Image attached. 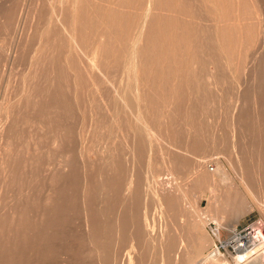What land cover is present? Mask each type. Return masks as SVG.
<instances>
[{
  "label": "bare ground",
  "instance_id": "6f19581e",
  "mask_svg": "<svg viewBox=\"0 0 264 264\" xmlns=\"http://www.w3.org/2000/svg\"><path fill=\"white\" fill-rule=\"evenodd\" d=\"M10 1L12 3V0H9L7 4H9ZM35 1H36V3H35L36 8L35 9H34V7L32 8V6H35V5H33V3L28 4L29 6L32 5V6H30L32 9H30L29 6L27 5V7L29 9H28V12H27V10H25V13L27 12V14H28L30 11L29 14L32 17L29 15V19H28V17H27V19L24 18V19H26L25 22H23L24 21L23 17H25V16L21 17L20 16L21 12L20 13L17 12V10L19 8L18 6L16 8L17 10L14 9V7H16V6H14V7L11 6L15 10L16 16H15V12L13 11V9L8 8L9 5L6 6L7 5L6 3H5V6L7 8L3 4L4 8H2L3 9L2 11H0V17L3 16L4 18H2V19L5 20V22H4L6 24L5 27L6 26L8 27V25H9L12 27V29L14 28L13 22L15 21V18L17 19L18 13H19V18L21 17L23 19V20H21L23 23H26L27 20H31V19L33 20V21H28V22H30L28 24L26 23L27 25L32 23L31 27L29 29H28L26 24H24L23 26L27 27V29H24L23 26H22L23 27L22 28L20 26L22 24H19L20 20L18 21L19 22L18 26H20L24 31H22L20 33L18 32L20 37L15 39L16 41L19 39L17 41V44H16L17 47L15 49L13 47L15 45L16 41L14 43H11V44H14L13 46H11V47H13V48H11V50L14 49V51H12V55L9 54V56H8V59L12 56L11 58L14 61V59L16 58L15 56L19 55V57H20V54L22 55V53H24V56H26V58L28 56L30 57V60H29L30 62L28 61L29 62V66H27L28 68H25V66L23 68V70L28 69L27 77L25 76L26 78H24L22 80V78L24 76L18 77V74H16L18 79L21 78V79H19L20 82L19 83L13 82L14 87L16 86L15 83L17 85H19L17 87H20V84H21L20 90H18V88H16L20 92V96H19V93H17L18 95L16 94V90H15V92H14V90H12L13 87L11 86L12 89L10 88L11 89L10 91L14 92L15 96L17 95L19 97L15 100V98L17 96L13 97L14 93L13 94L11 93L13 96L11 94H9V96L11 95V97H9V96L7 97V98H9L8 102H10V100L12 102H10V104H9L10 107L8 109H6V111H5L4 107L2 108V109H4V116L0 118V264H45V262L47 264L50 261L53 262V260L51 258L54 256L53 254H57L63 248V247L59 248L61 250L58 252H57V250H55V252H57V253H55L53 251L54 250L53 247L55 245L54 239L59 237L58 239L60 240L63 236L64 237L62 239H64L68 235L70 237H72L71 236L72 233L70 231L69 232L71 233V235L70 234L67 235L65 233L66 229L64 230L63 226L68 225L67 222L65 223V221L70 218V215L73 214L74 217L72 215V217L69 219L68 223L72 219H73L72 220V222H73L76 220V218L78 220V218L80 217V215H78V217H75L76 213L74 210L75 207H76V209L79 208L77 205L81 206V204H82V203H80V201H78L79 199H81V202L83 201V205H82L83 209L81 207V208H79V210L82 209L84 211L83 213L85 214V217L83 216V219L85 218L84 219L85 226L83 224L82 219H79V221H78L81 223L80 220H82V224H83L82 226H84V228H82V229H84L85 231H83L82 229L81 230L86 233L85 236L83 234V236L86 238V240L85 239H83V240H85L84 242L88 241L87 242L88 245L86 246V248L88 247L90 249L88 251L89 252L92 251V253L95 254V256H98V257L94 256L95 258L93 260H95L96 258L97 259L99 258V260H100L101 257H104L105 255L108 254L107 253L108 251L111 252L112 249H115V252H116V249L119 248V244L117 241H119L120 237L123 236V234H125V232L127 231L126 225H125V227H126L125 229L123 227L124 222L125 221L126 222L129 221L130 223H131V221L135 222V221H133L134 219H132L133 213H135L134 211H136L138 209L137 203L138 202L141 203L142 200H140V199L142 197H143L142 199H144V201L150 200L152 198L151 200L156 204V206L159 207V209H157V210H159L160 216L163 218L160 220H164V218H170V216L172 215L171 216L172 218H174V217L176 218V220L174 219V222L175 221L177 222V220H178L179 222L186 224L185 226H182V224L174 225L172 228L174 235L170 236L168 234L170 232L167 230V228L162 227V224H161L162 229H159V230L156 229L158 225L156 226L155 221H154V217L152 218L153 220L149 222L148 220H150L151 218L148 219V217L146 216V218L144 220L146 221V225L150 226L149 227L150 229L148 228L149 232H147V233L151 234L150 238L148 237V239L149 240L152 239V241L156 242L157 251H158V254L160 257V258L158 257L159 261L156 260V262L158 261L159 263L157 262L156 264H224L222 261V258H221L222 255H221L220 251L215 250L214 252L210 251L208 253H205V249H206L205 247H207V245L205 244L206 239H204L202 237V235H201L202 233H199L200 231H202V229H201L202 227H200L202 224L200 226L198 224V222H199L198 219L201 218L202 215L200 217L201 213H199V209H200L199 206H196L195 209L193 208L194 209L193 211H190L191 209L190 210L188 209V207H190L192 204L190 206L186 207V203L189 201L188 200V194H187L188 189L191 187L193 189V186H195V187L197 186L199 189V191H198L199 195L201 194L200 195L201 197L203 195V190L209 191L211 194L210 198H212L211 201L213 200L214 203L222 202L223 197H226V196H228V197L232 196V198L234 196H239L240 194L243 193V191H245L249 194H252L258 200L262 199L264 201V163L262 162V160H264V155L261 154V156H263V158L258 156L256 161H254L252 159L250 161H248L249 158L247 159L246 156H244V154H243V156L245 157V159L243 156H241L242 154H239L237 156V154L240 153L239 152L241 150L240 147L236 146L238 149L240 148L239 151H237L238 153L234 152L236 155V158L235 157L233 158V156H235L233 152H231V154L233 153L232 156H231V154L228 156L227 154H229L230 152L228 150V153H227V150H226V152H224V154L226 153L224 156H228V164H227L228 167H227V165H225L221 162L219 163L220 158H218V160L215 159V161L217 162V165L219 166V169H221L222 173L228 174V172L230 171L228 168H230L234 171V174L236 177H234V176H232V178L230 177L231 178V181H230L231 184L228 185L227 188H225V187L220 188L219 186H214L213 184H208L206 179L209 177L207 175L209 155H204L205 153L204 154H198L197 153V149L201 146L202 140L204 141V139L201 140L200 138H197L198 136H195V138H193V136L197 134V130H196V132H194L192 129L185 128V130L181 131L180 130L181 129L180 124H183V123H180V122H182V120L179 121L180 119L178 120V123H180L178 126H177L178 123L176 124V122H175L176 126L178 128H180L179 129L180 131H177L176 127L174 130L172 128L174 123H172L173 121L168 117V116H172L171 114L173 112L171 113L172 110L170 111L169 108H168V113H171V114H168L167 110H166V114H168V115H166V117L164 118V112L161 111L162 109L160 108V106H162L163 103L161 104L159 97H162L164 100L165 99L169 100V98L167 96H166L167 98L164 97L168 93L164 94V92L167 91V88L169 89L172 85L174 86L175 83L171 84L173 82H170V85H169L168 80L170 78H174L176 76L182 77V75H184V70L182 69L183 72L180 71V69L182 68L181 65L178 63L180 65V68L177 65L178 61L176 62V60H178V57L175 55V53L172 52V54H170L171 51H169V50H168L169 53H167V51L163 52L162 49H163L164 45H162V49L160 46L161 42H160V45H158L160 38H162L163 36L165 37V34L167 35L169 32H167V30H168L167 29L165 31L164 35L160 36V30H162V28H160L161 27L160 26V24H161L160 19L161 18H158V16H160V15H157L156 11L158 10V12H159L158 14H160L159 10H161V8H167L166 7L167 5L163 6L161 3V0H35ZM193 1L195 3V0H193ZM199 1L202 4L203 0H199ZM18 2H20V0ZM40 2L41 3L45 2L48 5L45 8L46 14H45V12H44V14L46 16L43 19L41 18L43 16L39 12H37V6L40 5ZM253 2H254V4H252V6L255 8L254 12L251 10L249 5H245L242 9V12L238 11V15L235 16L234 21H232V22L234 24H236L238 26L239 30L241 31V34H240L241 35L240 36V38H241L240 39V51H239V55H238L240 58H238V63L240 62L241 68L243 70H245L247 67L250 68L251 78H252L251 80L253 82L250 84H252L254 91H256L257 88H258V90L260 89L261 81L264 80V53L259 55L260 53L258 54V49H254L255 51H253V52H251V50L249 52V49L253 48L254 46H255L254 48H256L257 45H261V47H263V49H264V4L262 3L261 0H253ZM25 5L26 4L21 5L22 8ZM1 7H0V9H1ZM21 9H20V11H21ZM23 9H25V7ZM33 9H34V11L32 12ZM25 13H23V14L21 13V14L24 15ZM182 14H186L187 16H191L194 18L198 17L194 13L189 14V13L182 12ZM246 15H248L251 18V20H246ZM26 16H28V15H26ZM189 19L194 21L193 18H189ZM168 23H169V21H168ZM16 24H17V21H16ZM1 25L4 26L3 24H0V29L2 27ZM5 27L4 28L2 27L3 31H4ZM11 27L9 29L10 33H11V31H10ZM16 28H17V25H16ZM16 28H14L15 30H13L15 34L17 32ZM248 28H250V29L254 28L253 29L255 31V38L253 40L254 46L251 44H248V41H249L250 36H251ZM158 29H159V33H158ZM17 30H19V28H17ZM214 30H215V32H211V33H209V32L205 33L203 31L205 34L203 33V35H202L203 37L206 35L204 37V39L205 38L207 39V37H208L209 38L208 41H210V40L212 41L213 45L212 46L210 45V47H212L211 48L212 50L218 49L217 48L218 44H217L216 40L218 39L219 41H221L220 40L221 35L218 36V30L217 29H214ZM4 33H6V31ZM145 38H148L151 42L150 49H147L148 47H146V45H147L146 43H145L146 45L144 44ZM170 39H173V38H170ZM170 39H168L169 42H170ZM12 40H11V42H12ZM8 42H10V41H8ZM165 42H166V40H165ZM166 43H168V42H166ZM203 43L207 44L210 42H207L205 40V41H203ZM203 43H202V45H203ZM3 44H4V42L1 43V45L4 49L6 47V45L3 46ZM220 44H221L220 46H222L221 42H220ZM1 45H0V48H1ZM202 45H200V46L203 47L204 45L203 46ZM158 46H160V47H158ZM206 46L207 47H203V48L204 49L207 48V49H205V50L200 49V50H202L200 52H203V54L206 50L207 51L209 50L208 49L209 45L207 44ZM220 46H219V48H220ZM164 48H167V47L164 46ZM193 48H194V46H193ZM3 49H0V52ZM8 49H10V47H8L6 50L7 54L9 51ZM27 50L29 52L28 56H27L28 52H27V54L25 53ZM178 51H179V49H178ZM190 51H189V53H190ZM207 51L205 53H207ZM217 51L220 52L221 50L218 49V50H216V52ZM148 52H151V53H148ZM259 52H261V51H259ZM262 52H263V50H262ZM4 53H5V51H4ZM4 53H2V54H4ZM243 53L245 54V56L247 58V63H246V61L241 59V56ZM212 54L215 55V53H213V52H212ZM162 55H164V56H162ZM19 57H18V59L22 58L21 61L25 60L23 58V55L21 56V58H19ZM29 57H28V59H29ZM190 57H188V58H190ZM215 57L217 58V56H215ZM215 57H212V58H215ZM4 59H6L5 56H4ZM193 59H194L193 61H197L198 64L200 63L198 61V60H200L199 58H198V60L196 58H193ZM208 59H209V55H208ZM217 59H220V58H217ZM217 59H214V60H216V62L218 61L217 63L220 64L219 60H217ZM0 60H1L0 62L3 61L2 59H0ZM25 61H27V59ZM204 61L206 62V59ZM204 61L202 59L201 63H203ZM208 61H210V60H208ZM211 61H213V60H211ZM6 62H7V59H6ZM6 62L4 61L3 63H6ZM14 63H16V60ZM180 63H182V62H180ZM206 63H209V62H206ZM26 64H27V62H26ZM188 64L190 65L189 61H188ZM192 64H194V62ZM223 64L225 65V67ZM240 64H238V67L240 66ZM194 65H192V66H194ZM218 65H216V66L219 67L220 65L219 66ZM222 65H223L222 67L224 69L229 68V70H230V65L225 60L223 61ZM184 66H183V68H184ZM5 67L7 68V64ZM9 67L10 66H8V68ZM207 67H208V64H207ZM189 68H191V67H189ZM192 68L195 69V67H192ZM192 68L190 71L193 72L194 70H192ZM198 68H200V67H198ZM213 68L218 69L216 67H213ZM241 68H240V70H242ZM9 69H8V72L14 73L15 67L13 69L14 71H12V70L9 71ZM5 70H7V69H5ZM19 70L20 69H18V71ZM176 70H179V71L177 72ZM233 70L231 69V71H233ZM3 71L4 70L2 68L1 74L3 73ZM199 71H201V70L199 69L198 72ZM24 72H22V74ZM179 72H182L183 74L179 73ZM205 72H206V69H205ZM5 73H7V71ZM5 73L3 75H5ZM16 73H18V72H16ZM19 73H20V71H19ZM194 73H195V71L192 73V78H194L193 77ZM200 73L203 75L204 72L203 73L200 72ZM214 73L217 74V72H214ZM241 73H244V71L243 72L241 71ZM245 73H247V72H245ZM12 74H9V80L11 78L10 75H12ZM188 74H190V73H187L185 75H188ZM197 74L198 75H195V77L198 76L200 78L199 80L202 81L201 80V78H202L201 74L200 75H199V73H197ZM206 74H207L206 78H210V76L212 75V72L205 73L204 77L206 76ZM240 74H238V75L240 76ZM247 75H248V73H247ZM83 76L88 77L89 78L88 80L92 79L90 81L92 83V85L94 86V87L92 86V88H94V89L96 88L95 91L92 88H90L93 90L92 91L93 96H94L93 92H95V93L97 92V89H99L100 83L102 84V82L105 83L106 86H108L107 88H110V91H108L109 89L105 90L104 93H106V91H108L109 94L106 95L108 93L107 92L105 95H100L101 100L97 99V98H99V95H98V97H96V100H100V103H103L101 105H103L102 108L105 110H102V111L103 112L106 111L104 113L107 114V117H108V118L106 117L107 118V123H106V121H105L106 115L105 114L102 113L105 116H101V117H99V119L97 116L99 113L102 112V111H100L101 107L99 108L97 105V107L99 109L97 110V107L95 108L99 112L98 114L95 111H93V112L91 111L93 108L90 110H87V109H89V106L86 107V104L88 105V102H86V100H83V99L86 98V95L88 96V93H86L85 97H84L83 96L84 93L82 92V90H80L81 94L83 93L82 96L84 97L82 99L84 102L82 101L81 105L86 107V110H87L86 114L88 112L90 113V111L92 112V114H91L92 116L89 115V118H88V116L85 114V112L83 110V109H85V107L82 108V112L87 117V118L85 117L87 122L89 119V121H91V123H89L90 124L89 128H84L86 126H84L82 123L86 122V120L83 118L84 117L83 116L84 114H83L82 118L84 121L81 123V125H82V127L83 126L84 127H83V130L80 128L82 131H81V134L79 137L80 141H81V143H79V144H81V148L79 149L78 148L79 146L74 147L76 149L78 148L79 150H81L80 154L78 153V155H79V157H81V159L80 158L79 159H80V161L82 160L81 164H84V166H83L84 169L86 168V171H87V167H88L89 168L88 170H90L88 172H86L84 170L86 172L85 182H87V184L90 186L89 187L90 189L88 187H86V186H88L86 183H84V184H86V186L84 187L82 185V183H83L82 180L79 179V183L81 182L80 185H82V188L84 187V190H83V193L81 196L82 198H81L80 195H76L77 193L81 192V190H80L81 188L79 189V187H78L80 192H77L76 194L74 193V192L78 191L76 185L79 186V183H78V181L74 180V178L77 177V173H78L77 169L79 168V167L77 168V165H80V164L78 163L79 162L78 161L79 159L77 157L78 155L74 154L76 151L73 149V145H72L73 132L75 129H77V126L75 127L76 124H74V130H73V128H72L73 125H72L71 120H72L73 116L75 117L74 114L77 113V111H76V113H74V110H75L74 108L77 106V103L80 102V101L77 102L79 100V98L77 99V97L80 95L78 93V92H80L78 89L80 87V84H81L80 82H83V83L86 82V81H84V80H86V78H84ZM190 76H191V74L187 77H190ZM239 76L237 77L238 79H240ZM6 77H8V76H6ZM6 77H4V78H6ZM12 77H14V76H12ZM17 77L15 80H17V82H18ZM183 77H186V76H183ZM81 78L83 79L82 81H80ZM206 78H205V80H208ZM213 79H214V74L212 77V81H213ZM216 79L219 80L218 78H216ZM216 79H214V81ZM13 80L14 79H12V81ZM175 80H176V78H175ZM246 80H244V82H243L244 84H246V82H245ZM258 80H259V82H258ZM21 81H22V83H21ZM56 82H57V84H56ZM205 82H208V84H210L209 83L210 81H205ZM216 82L218 84V81H216ZM8 83H9V85L12 84V82H10V81L8 82V80H7L6 84L8 85ZM82 85L84 86L85 84H82ZM88 85L89 84L87 82L85 85V88L82 87L81 89H83V91H85V92L86 91L88 92V90H86V87L89 88V86H90V85L89 86ZM185 85H187V84H185ZM212 85H213V83H212ZM145 86H146V88H149V89L150 88L154 89L156 86H160V87L164 86V88L166 87V90H164L163 94H161V93L158 94V92L157 93L153 92V94H151V93L149 94L148 91L145 90L146 89ZM177 86H181V84L178 83ZM187 86H186V88H187ZM101 87H103V85ZM160 87H158V88H160ZM158 88L157 89L155 88L154 90H158ZM164 88H160L161 90H158V91L161 92V91H163L162 89H164ZM238 88H240V87H238ZM90 89H89V92L91 93ZM102 89L103 88H101V90ZM251 89H252V87H251ZM5 90H6V88H5ZM7 90L4 93L3 92L4 89H3V91L1 93L7 94L9 91V90L8 91ZM174 90H176V89H174ZM10 91H9V93H10ZM176 91H177V93H181V92H178V90H176ZM67 92H70V93L67 94ZM174 92L172 94H174ZM98 93H99V90H98L97 94ZM101 93L104 94L102 91H101ZM92 94H90L89 97H87V98H90V96ZM172 94H171V96L174 97ZM196 94H198V93H196ZM259 94H260V92H259ZM0 95H2V98L4 97L3 94H0ZM69 95H73V96H69ZM190 95L193 96L192 93L189 94L188 96H190ZM82 96H79V97H82ZM95 96H96V94H95ZM178 96H180V94ZM204 96H205V94H204ZM238 96L240 97V95H238ZM12 97L14 98V100ZM176 97L177 96L174 97L175 100L174 99H172V100L170 99V100H171V102H173V104L175 105V107L178 110H180L182 106L186 107V106H189L190 103L193 104L192 103L193 101L191 102L190 99L185 100L187 97H185L184 100H182V98L180 99L179 97H177L178 98V100H177ZM253 97H254V95H253ZM5 98H6V95H5ZM7 98L5 99V102L7 101ZM94 98L95 97H92L90 99H94ZM193 98H194V96H193ZM195 99H197V98H195ZM240 99H242V97ZM255 99H257V98L254 97V100ZM2 100H4V98ZM80 100H81V98H80ZM87 100L89 101V99H87ZM166 100H165V103H169V101L166 102ZM191 100H193V99H191ZM101 101H103V102H101ZM5 102L2 103V105H4V104L6 105L7 102L6 103ZM90 102H92V103H89L91 105L90 106V108H91L93 103H94V100H90ZM96 102H98V103H96ZM96 102L94 103L95 106H96V104H99V101H96ZM195 102H194V104H195ZM21 103H25L24 106L26 108L20 107ZM74 104H75V106H74ZM79 104H78V106H79ZM253 104H255V102H253ZM256 104H257L256 107H258V105L261 106V104H259L258 102ZM242 105H243V103H242ZM262 105H263V103H262ZM78 106L76 107L77 108L76 110H78V112L81 113L80 107L78 109ZM191 106H193V105H191ZM194 106H196V104ZM164 107H165V105H164ZM5 108H7V107L5 106ZM194 108L192 110H194ZM202 108H203V106H202ZM202 108H201V112L203 110ZM2 109L0 111H2ZM177 109H175V110H177ZM186 109L187 110H185V108H184L183 110L185 112L187 111V113H188V119H186L187 121L189 119L191 120L192 118L196 117L197 114L194 113V112H196V109L192 113V115L190 113L192 111L189 110L190 108L187 107ZM183 110H182V113H185ZM228 110L231 111L230 109H228ZM197 111H199V110H197ZM229 111H228V113H229ZM124 112H128L129 116L124 114ZM225 112H227V109ZM1 113H3V112H1ZM202 113H204V110ZM180 114L179 113H178V115L175 114V116L176 117L178 116L180 118ZM194 114H196L195 117L193 116ZM34 115L36 117L34 120L32 119L34 121L33 122L29 118L31 116H34ZM124 115L128 116V118L124 119ZM24 116L30 120V123H32L31 125L29 124L31 126L30 132H26L27 129L26 130L24 129L26 127L19 130V126H18L19 119L20 118L22 119ZM203 116H207V115H205V113H204ZM103 117H104V120H102ZM183 118H184V115H183ZM196 118L193 119V121L196 120ZM223 118H225V117H223ZM126 119H127V122H128V119H130L129 124H128L129 126L126 124L127 122H125V124L128 126V127L126 126L127 128L125 126H123V123H122ZM174 119L175 118L173 117V120ZM217 119H216V121L218 122ZM233 119H235V118H233ZM24 120L22 119V123L20 121L21 127H23V125L25 123L27 124V122H28V121H24ZM68 120L71 122L72 126L68 123L69 122ZM73 120H75V119L73 118ZM190 120L188 121L189 123H191ZM23 121L25 123H23ZM103 121L105 124L102 123ZM183 121H185V120H183ZM193 121H192V123H193ZM240 121H239V123H240ZM198 122H200V121H198ZM219 122H220V120H219ZM78 124L79 123L77 122V125ZM111 124L112 125H116V124L120 125L121 124V126L118 125V127H122L121 131H120V128H118V129H119V132H121L120 134L122 136V140L120 142H118L119 144L117 143L118 145L116 144L114 147H113V144L112 145L110 144L109 146L110 147L112 146V148H110V149H107L109 147L108 145H106L107 143L105 144L106 146H108L107 148L105 146H103L106 148V149L104 148L102 151V154H104L105 156H102V158H100V160L97 158H95L97 160L93 159V161L95 160L96 163L100 162L99 165L97 163V165H98L97 166L96 163L93 164L92 163L93 161L90 159V157L93 154L97 153V152L96 153L93 152L95 149L93 150L94 147L92 148V141H90V138H91V135L93 136L92 132L98 131L96 127L101 125V127L103 126V128L106 130L107 127L112 128ZM171 124H172V127H171ZM194 124H192V125L194 126L195 129H197L195 127L197 125H194ZM198 124H200V123H198ZM204 124H205V122H204ZM217 124H219V123H217ZM220 124H221V122H220ZM245 124H246V122H245ZM29 125L27 124L28 127H29ZM192 125H191V127H192ZM201 125H202V123H201ZM182 126H184V125H182ZM245 126H247V125H245ZM198 127H201V126L198 125ZM202 127H204V126H202ZM92 128L95 129V131H91ZM115 128H116V132H117L118 131L117 127H115ZM217 128H220V127H217ZM104 129H103V131H104ZM216 129H214V130H216ZM18 130L19 131L24 130L25 134L30 133V135L28 134L29 135V139L27 140L28 143L26 142V139H25L24 143L22 141L23 145L26 143L28 144V145L27 144L25 145V146H27V148L25 149L26 152L24 150H23L24 151L23 152L22 150L17 149V147L14 146L15 140L16 141L18 140V138H17ZM28 130H30V128ZM77 130H79V128ZM112 130H114V129L112 128ZM198 130L201 131L203 129L199 128ZM213 132H216V131H213ZM107 133L110 134L108 131H107ZM111 133H112V131H111ZM200 133L203 134V132H199L198 134H200ZM218 133L219 132H217V134ZM235 133H236V131H235ZM20 134H21V136L23 135L22 133H20ZM88 134H90V138H89ZM96 134H97V136L99 135L98 132ZM202 134H200V135H202ZM223 134H224V132H223ZM249 134H247V135H249ZM28 135L26 136V138H28ZM101 135L103 136V134H101ZM215 135H216V133H214V136ZM113 136H115V135H113ZM113 136L110 138L108 136L107 137L115 143L117 139H116V136L115 137H113ZM214 136L212 137V139L216 138V136L215 137ZM233 136H234V134H233ZM74 137H76V134L74 135ZM104 137H101V139ZM218 137H219V135H217V139L219 140ZM222 137L223 136H221V138ZM79 138H77L76 140L79 141ZM112 138H114V139L112 140ZM22 139H23V137H22ZM98 139H100V137ZM212 139L210 141H212ZM217 139L215 141H217ZM222 139H224V138H222ZM250 140H252V138ZM102 141H103V143L106 142L105 140H102ZM221 141L223 142V140H221ZM226 141L227 140H225L224 143ZM18 142L21 143V141H18ZM212 142H210V143L212 146H214V144H215V149L219 148L218 145H216V142L214 144ZM222 142H220V144H222ZM258 142H259L258 144H260V141H258ZM74 143H76V142H74ZM224 143H223V145H220L219 143L218 144L220 146H225ZM263 143H264V141H263ZM79 144H77V145H79ZM120 144L122 146H119ZM23 145H21V146H23ZM47 145L50 146V148H48ZM260 145L264 146V144H260ZM46 147L48 149L53 150L54 152L51 150L47 151ZM241 147H243V146H241ZM145 148H146V150L148 149L147 151H149V152L154 151V149H156L157 151H159L161 153V155H160L161 156V169L163 170L164 173H166L168 175L173 174L174 173L173 171L175 169H177L178 167L181 169H184L185 167H187L186 166V164H187L186 160L189 157L194 159L195 162L193 163L192 167L188 170V172L185 171L186 177L184 176L185 177L184 182L178 181L172 187L171 186L168 187L169 186V184H168V186L166 185L168 188L164 186V183H162L163 179L160 180L161 178H158V176L160 175L158 173V171H153L151 176L146 177L147 180L145 179L144 176H142L144 174H142L141 176L144 177L143 179H145V181L147 182L146 183L147 188L142 189L143 187L142 188H140V187L142 186L143 181L141 180L142 183L139 182V180L142 178H140L141 177L139 175L140 173H138V175L140 176L139 177L140 179L138 177H137L138 180H137V178L135 179V173H136L135 171H137L139 169V168L136 169V167L138 165V161L140 159L139 154L142 153L145 150ZM246 148L248 151L249 148L248 147H246ZM246 148H245V150H246ZM261 148H263V147H261ZM44 149L48 152V154L46 152V154L48 156L50 155L49 152L50 153L53 152V153H51L50 156H51V158H54V159L56 158L55 159L56 161H51L49 159L50 157H48V159H46L47 161H45L42 158V157H44V156H42V153H44V151H45ZM212 149H213V147H212ZM218 150H220V149H218ZM233 150H234V148H233ZM247 151H245V152L249 153V151L248 152ZM77 152H78V150H77ZM250 152H251V154L253 153L252 151H250ZM151 153H150V155H151ZM219 153H221V152H219ZM246 153H245V155H247ZM259 153H258V155H260ZM46 154L44 153V155L47 157ZM96 155H98V153ZM251 156L253 157V154ZM142 157H144V155ZM147 157H148V155H147ZM87 158L89 161L86 160ZM190 158L188 159V162H189ZM130 160H131V166L129 164ZM85 161L91 162L92 163L91 166L89 165L90 166L89 167L88 164L85 163ZM142 161H141V164H142ZM151 161H152V159L149 162H151ZM153 161H154V159H153ZM225 163H226V161H225ZM85 164H87V167H85L86 166ZM127 164H129L128 167H131V168H128ZM141 164L139 163V165H141ZM143 165H146V164L143 163L141 165L142 168L146 167V166L143 167ZM149 165H150V163H149ZM152 166L153 165H151V167ZM176 166H177V168H175ZM42 167H44V169L41 171ZM94 167H96V168L94 169ZM142 168L140 167V169H142ZM79 169L82 170L81 168H79ZM127 169L128 170L130 169L129 170L130 173H128V175H127ZM91 170L94 172L91 173ZM107 170L109 172H107ZM142 170H144V169H142ZM208 170L210 171V168ZM39 172L44 173V175H43L44 180L41 179L42 181L40 180L42 174H39ZM106 172H107V174H105ZM147 172H148V170H147ZM175 172H177V171L175 170ZM82 174H83V172H82ZM136 175H137V173H136ZM38 176L40 177L39 179H38ZM80 176H82V175H80ZM78 178H81V177H77V180H78ZM85 178L83 177V180ZM38 180H40L41 182ZM67 180H69V181H67ZM70 180L72 181L71 185H72V183L74 184L75 181L77 182V184H74V187L76 188L75 190L72 189L71 187H67L70 185ZM137 181H138V183H137ZM38 182H40V183H38ZM62 182H68L69 185L65 183L66 186H64V184ZM36 183H38V184L35 186ZM14 184L17 185L16 191L13 190L15 192L11 191L12 186H14ZM138 184L141 186L140 187L137 186ZM34 186L37 187L36 189H38V191L42 193V196L40 195L41 193H39V192L36 193V196H40V197H37V198H39V202L37 199L38 203H35L36 199L32 196V191H35V192L37 191V190H34L35 189ZM204 186H206L208 188L205 189ZM66 187L68 189L63 190ZM195 187L193 190L197 191V188L195 189ZM73 190H74V192H73ZM12 193H14V194H12ZM17 193L19 195H17ZM37 194H39V195H37ZM249 194L246 196H249ZM196 195H197V192H196ZM76 196H79L80 198L78 199V197L76 198ZM10 198H12V199H10ZM229 199H230V197H229ZM100 200H101V203H103V204H101V203L97 204V202H96L97 205H95V204H94V206L92 204L90 205L91 202L93 203V201H100ZM211 201H210V203H211ZM105 203L107 204L106 207L104 206V205H106ZM144 204H147V203H144ZM187 204H189V203H187ZM260 204L261 203L259 202V205ZM99 205H101V207H99ZM152 205L153 206H151V208L149 207L151 210L148 208L150 213H146V215L151 214L153 212L152 207L154 209V204H152ZM209 205H211V204H209ZM147 206H149V205H147ZM218 206H220V205L218 204ZM145 209H146V212H148L147 207H145ZM82 210L80 212H82ZM72 211L74 213H71ZM137 213L139 214L140 211L136 212L135 213L136 216H134L133 218H136V217L139 218L140 216H142V215H139V217H138ZM198 216H199V218H198ZM157 218H160V217H157ZM156 221L159 222L158 219H156ZM169 221L167 220V222H169ZM72 222H70V223L73 224ZM174 222L172 224H174ZM80 223L76 222L74 224H75V226H77L76 224L80 225ZM64 224H66V225H64ZM131 224H133V223H131ZM137 224L139 225L141 223H136V227H138V228L140 226L142 227V225L137 226ZM165 224H166V222L163 225H165ZM69 226H71V225H69ZM168 226H169V224H168ZM132 228L133 227H131V230H132ZM138 228H136V229L138 230ZM137 230L134 229L133 231L135 232ZM71 231L74 232L73 230H71ZM78 231L80 232V234L82 233L80 230H78ZM66 232H68V231L66 230ZM129 233H128V235H129ZM73 234L76 235L77 232L75 231ZM80 234H78V235H80ZM126 234H127V232H126ZM135 234H140V233L135 232ZM145 234H146V232H145ZM65 235H67V236H65ZM78 235L74 236V237H76V239H73L74 238L73 237L72 238L73 240L68 236L70 238L69 240L70 241L72 240L73 244H74V242L76 244V241H74V240H77L78 237L79 238L81 237V235L80 236H78ZM133 235L134 234L132 233V236ZM84 237H82V238H84ZM116 237H117V239H115V241H114V238H116ZM123 237L121 238L122 240H123ZM125 237H129V236L126 235ZM130 237H131V234H130ZM132 238L134 239V236ZM135 238H136V235H135ZM62 239H61V241L63 242ZM136 239H134L135 241H133V242H136ZM69 240H68V242H69ZM125 240H126V238H124L123 242L122 241L121 242L123 244H125L127 241V240L126 241ZM145 240H147V239H145ZM61 241H59V242H61ZM64 241H65V239H64ZM80 241H81V244L79 243ZM80 241H77V244L79 243L81 246L79 244L78 245L82 249H83V247L85 248L84 242L82 240H80ZM124 241H125V243H124ZM129 241H130V239H129ZM65 242L67 243V238H66ZM65 242H63L62 244H64ZM147 242L145 241V243H147ZM66 243L64 245V248L66 247ZM70 243H72V242H70ZM82 243L84 246L82 245ZM143 243H144V241H143ZM263 243H264L263 238H257L252 233L243 234V235L234 234L228 240H226V244H229L233 247V250L236 253L235 261L238 264H259L260 263L258 260L259 255L256 254L257 256H255V257L252 255L255 252H257L264 245ZM69 244H67V245H69ZM149 244H146V246ZM46 245L47 246L51 245L52 248L50 246V247H48V249L51 248L52 251L50 249L44 250L43 248H47ZM74 245L72 246L73 249H74V247H75V249H77L76 245L75 246ZM78 245H77V247H78ZM153 246H155V245H153ZM68 247H67L68 249H64L67 253L69 251H71V250H69L71 248V245H69ZM80 247H78L79 251L81 250ZM126 247L128 248V245ZM151 247L152 246H150L148 248H151ZM55 248L57 249V247H55ZM73 249L71 252H69L70 255L66 256V254H64L67 257L64 259H67V261H68V263H66V264H69V263L72 264L71 261H73V260L71 257H72V255L75 256L74 252L77 253V251L73 250ZM153 249H155V247ZM64 250H63V252L62 251L61 252L64 253L65 252ZM83 250H81V251L83 252V254L85 253L84 256L89 255V254L86 255V252H88V251L85 250V252H84ZM150 250H147L148 253ZM72 252H73V254H72ZM51 253L53 256L50 257L51 258L50 261H47V259H50L49 256ZM62 253H60V254H62ZM117 253H119V252H117ZM78 254H79V252H78ZM130 254L132 255L131 252H129V254L127 255L128 256V264H131L130 263V260H131ZM259 254H261V253H259ZM80 255H82V254H80ZM230 255H231V253H230ZM74 256H73V259L75 260V258L79 255H77L75 258H74ZM84 256H83V258H84ZM81 257H79V259ZM54 258H56V257L54 256ZM92 258H93V256L90 258L88 256V259H91V261H89L86 257L88 262L96 264L95 262L97 259L95 261H92ZM104 258H105L104 261L108 259V258H106V256ZM148 258H149V256H148ZM260 258L261 257H259V259ZM76 259L79 260L78 258H76ZM101 259L103 260V258H101ZM118 259H119V257H118ZM153 259H154V257H152V261H153ZM263 259H262V263H263ZM80 260H81L80 263L81 262L86 263V261H84L85 259H80ZM142 260H143V258H142ZM145 260H147V259H145ZM55 261H58V262H55V263L53 262V264L59 263V258H58V260H55ZM108 261H105V263L103 262V264H106V263L108 264ZM224 261H225V259H224ZM97 262H98V260H97ZM110 262H111V264H113L112 261H110ZM146 262H147V264H149L148 262H150V261H146ZM61 263L62 262L60 259V264ZM73 264H77V263L73 262ZM97 264H99V263H97ZM114 264H116V263H114Z\"/></svg>",
  "mask_w": 264,
  "mask_h": 264
},
{
  "label": "rangeland",
  "instance_id": "374dc122",
  "mask_svg": "<svg viewBox=\"0 0 264 264\" xmlns=\"http://www.w3.org/2000/svg\"><path fill=\"white\" fill-rule=\"evenodd\" d=\"M9 1V0H8ZM8 1L7 0H0V7H1V9H0V11H2L3 9L2 8H4V6H5V3L7 4L8 3ZM19 1V0H18ZM17 0H12V3L14 4H12L11 3V1H10V3L9 4H7L6 6H8V8H12V7H14V6H16V7H14V9H16L17 8V6L19 7L18 8V10H17V12H21L22 14L23 13H25V10H27V12H28V9L30 8V9H32L33 7H34V9L36 8V5H35V3H36V1L35 0H20V2H18ZM31 1V2H30ZM262 1V3L264 4V0H261ZM23 2V3H22ZM27 2V3H26ZM16 3V4H15ZM22 3V4H21ZM29 3H33V5H35V6H32V5H30V6H32V8L28 5ZM93 3V2H92ZM161 3H162V5L164 6V5H167L166 7L167 8H161V10H159L160 11V14H158L159 12H158V10L156 11L157 13V15H160V16H158V18H161L160 19V22H161V24H160V28H162V30H160V36H162V35H164V33H165V31L167 30V32H169L167 35L165 34V37L163 38H160V41L158 42L159 44L158 45H160V42H161V49H162V45H164L165 47H167V48H164V46H163V49H162V51L164 52V51H167V53H169L168 52V50L169 51H171L170 52V54H172V52H174L175 53V55L178 57V60H176V62H177V65L179 66V68H180V65H181V69H180V71H182V69L184 70V75H182V77L180 76V77H174V78H170L169 80H168V84L170 85V82H173V83H171V84H174L175 83V87L172 85L169 89L167 88V91H165L164 92V90H166V87L164 88V86H162V87H160V86H156L155 88L157 89L158 87H160V88H164V89H162L163 91H161V92H159L158 90H161L160 88H158V90H154V89H149V88H146V86H145V90L146 91H148V93L150 94H153V92L154 93H157L158 92V94L159 93H161V94H163V92H164V94L165 93H168V94H166L164 97H168L169 98V100L167 99H165L166 100V102H168L169 101V103H165V100L162 98V97H159V100L161 101V104L163 103L164 105H165V107H164V105L162 104V106H160V108L162 109L161 111H163L164 112V118L166 117V115H168V114H171L172 112V116H168L173 122L172 123H174V125H173V127H172V124H171V127L175 130V127H176V130L177 131H183V130H185V128H187V129H192L194 132H196V130H197V134L196 135H194L193 136V138H195V136H198L197 138H200L201 140L202 139H204V141L202 140V144H201V146L197 149V153L198 154H204V155H209V161H208V169L210 168V171L207 169V172L209 173H207V175L209 176L207 179H206V181H207V183L208 184H213L214 186H219L220 188H227L228 187V185H230L231 183H230V181H231V178H232V176H234V177H236L235 176V174H234V171L232 170V169H230V168H228L229 170V172H228V174L227 173H222L221 172V169H219V166L217 165V162L215 161V159H217L218 160V158H220L219 159V163L221 162V163H223V164H225V165H227L228 164V156L231 154V152H237V151H239V149L241 148V150L239 151L240 153H236L237 154V156L239 155V154H242L241 156H243V154H244V156H246V158L248 159V161H250L251 159L252 160H254V161H256L257 160V158H258V156H260L261 158H263V156H261V154H263L264 155V146H262V145H260V144H264L263 143V139H264V80H262L261 81V86H260V89L258 90V88L256 89V91H254V88H253V86H252V84H250V83H253L252 82V78H251V71H250V68H244L245 70H243L242 68H241V64H240V62L238 63V58H240L238 55H239V51H240V34H241V31L239 30V28H238V26L236 25V24H234L232 21H234V18H235V16H237L238 15V11H240V12H242V9H243V7L245 6V5H249L250 6V8H251V10L254 12L255 11V8L252 6V4H254V2H253V0H203V2H202V4H201V2L199 1V0H195V3H194V1L193 0H161ZM3 4H4V6H3ZM23 4H26L24 7H25V9H23L22 8V6L21 5H23ZM27 5L29 6V8L27 7ZM5 6V7H6ZM12 6V7H11ZM48 5H47V3H45V2H40V5L39 6H37V12H39L43 17H41L42 19L43 18H45V14H46V7H47ZM7 8V7H6ZM22 8V9H21ZM27 8V9H26ZM13 9V8H12ZM13 9V11L15 12V10ZM20 9H21V11H20ZM34 9L32 10V12L34 11ZM23 10V11H22ZM27 12L24 14V15H22L21 13H20V16L21 17H23V16H25V17H23V19L24 18H26L27 19V17H28V19H29V13H30V11H29V13L27 14ZM31 12V13H32ZM44 12H45V14H44ZM182 12H184V13H189V14H191V13H194L196 16H198V17H191V16H187L186 14H182ZM19 13H18V17H17V19L15 18V21L12 23L13 24V27L14 28H16V25H17V28H19V30H17V28H16V34L14 33V31L13 30H15L14 28L12 29V27L11 26H9L8 25V27L6 26L5 27V20L4 19H2V18H4L3 16L2 17H0V24H3L4 26H2L3 28L5 27V29H4V31H3V28L1 27V29H0V45H1V43H3L4 42V44H3V46H5L6 45V47L3 49V47H2V45H1V48L0 49H3L4 51H5V53L7 54V48L8 47H10V49H8L9 51H8V54L6 55L5 53H4V51L3 50H1V52H0V59H4V56H5V58L7 59V62H6V59H4L2 62H0V70L2 71V68H3V73L1 74V71H0V94H3V98H4V100H2L3 98H2V95H0V110L4 107V109H5V111H6V109H8L9 107H10V102H12L11 100H10V102H8L9 101V98H7L8 96H9V94H13L14 92H15V90H16V94L17 93H19V96H20V92L18 91V90H20V87H21V84H20V87H17V86H19V85H17L16 83H19L20 82V80L19 79H21V78H19L18 79V77L20 76V77H22V76H24L23 78H22V80L24 79V78H26L27 77V72H28V69L27 70H23V68H24V66H25V68H28L27 66H29V60H30V57L28 56L29 55V52H28V50L25 52L26 54H27V52H28V54H27V56L29 57V59H28V57L26 58V56H24V53H22V55H23V58L26 60L27 59V61H25L24 59V61H21L22 60V58H21V54H20V57H19V55H17L19 58H21V59H18V57L17 56H15L14 58V61H13V59L10 57L9 59H8V56H9V54H11L12 55V51H14V49L17 47L16 46V44H17V41L19 40H15V39H17V38H19L20 36H19V33L20 32H22V31H24L22 28L24 27L23 25L24 24H28V23H30V22H28V21H33L31 18V20H27L26 21V23H23V22H25V20L26 19H24V21L22 22L21 20H23L21 17V19L19 18ZM26 15H28V16H26ZM15 16H16V12H15ZM31 16V15H30ZM32 17V16H31ZM171 17V18H170ZM189 18H193L194 19V21H192L191 19H189ZM207 19V20H206ZM20 20V23L18 22ZM246 20H251V18L248 16V15H246ZM16 21H17V24H16ZM168 21H169V23H168ZM22 22V23H21ZM171 22V23H170ZM18 23L19 24H22V25H20V26H18ZM26 24V25H27ZM32 24V23H31ZM31 24H29V25H27V27H28V29L31 27ZM158 24V23H157ZM15 25V26H14ZM169 26V27H168ZM10 27H11V33L9 32V29H10ZM27 27H24V29H27ZM8 30H7V29ZM214 29H217L218 30V36H220L221 35V41H219L218 39V41L216 40V42H217V44H218V49H220L221 51L219 52V51H217L216 52V50H218V49H211L212 47H210V45L212 46L213 44H212V41L210 40V41H208L209 40V38L207 37V39L205 38L204 39V37L206 36H202L203 35V33L205 32V33H207V32H209V33H211V32H215V30ZM249 29V32H250V34H251V36H250V39H249V41H248V44H251V45H253L254 44V38H255V31L253 30L254 28H252V29H250V28H248ZM6 31V33H4ZM13 31V32H12ZM204 31V32H203ZM19 32V33H18ZM166 32V33H167ZM10 33V34H9ZM158 33H159V29H158ZM162 33V34H161ZM204 33V34H205ZM14 36H13V35ZM8 35V36H7ZM167 36V37H166ZM169 36V37H168ZM170 38H173V39H170ZM10 39V40H9ZM13 39V40H12ZM168 39H170V42H169V40ZM4 40V41H3ZM11 40H12V42H11ZM165 40H166V42H168V43H166L165 42ZM207 41V42H210V43H207L209 46H208V51H207V53H205L204 52V54H203V52H200V51H202L204 48L203 47H207L206 45L207 44H205V43H203V41ZM8 41H10V42H8ZM16 41V43H15V45L14 44H11V43H14ZM148 41V42H147ZM6 42V43H5ZM150 42V40L148 39V38H145V40H144V44L146 45V47H148L147 49H150V47H151V42ZM220 42L222 43V46H220L221 44H220ZM8 43V44H7ZM10 43V44H9ZM149 43V44H148ZM163 43V44H162ZM192 43V44H191ZM202 43H203V45H202ZM191 44V45H190ZM195 44V45H194ZM9 45V46H8ZM14 45V46H13ZM150 45V46H149ZM190 45V46H189ZM200 45H202L203 47H201ZM11 46H13L14 47V49L13 50H11V48H13V47H11ZM160 46H158V47H160ZM170 46V47H169ZM193 46H194V48H193ZM219 46H220V48H219ZM254 46V45H253ZM252 46V47H253ZM179 47V48H178ZM255 47V46H254ZM250 48L249 49V52H250V50H251V52H253V51H255L254 49H258V54L259 55H261L262 53H264V49H263V47H261V45H257L256 46V48ZM173 48V49H172ZM181 48V49H180ZM178 49H179V51H178ZM193 51H192V50ZM200 49H202V50H200ZM205 49H207V48H205ZM204 49V50H205ZM192 52H191V51ZM262 50H263V52H262ZM150 51V50H149ZM189 51H190V53H189ZM259 51H261V52H259ZM181 52V53H180ZM212 52L213 53H215V55L214 54H212ZM2 53H4V54H2ZM148 53H151V52H148ZM173 53V54H174ZM211 53V54H210ZM220 53V54H219ZM223 55H222V54ZM178 54V55H177ZM208 55H209V59H208ZM213 55V56H212ZM162 56H164V55H162ZM191 56V57H190ZM215 57V56H217V58H220V59H217L216 57L215 58H212V57ZM219 56V57H218ZM176 57V58H177ZM188 57H190V58H188ZM164 58V57H163ZM193 58H196L197 60H198V58L200 59V60H198L200 63L198 64L197 63V61H193L194 59ZM211 58V59H210ZM195 59V60H196ZM202 59H203V61L206 59V62H209V63H206L205 61V63L203 62V63H201L202 62ZM214 59H217V60H219V62H220V64L219 63H217L216 62V60H214ZM241 59H243L244 61H246V63H247V58H246V56H245V54L243 53L242 54V56H241ZM11 60V61H10ZM15 60H16V63H14L15 62ZM19 60V61H18ZM162 60V59H161ZM181 60V61H180ZM187 60V61H186ZM192 60V61H191ZM208 60H210V61H208ZM211 60H213V61H211ZM226 61L229 65H230V70H229V68L227 69V68H223L222 66L224 65H222V63H223V61ZM1 61V60H0ZM6 62V63H3V62ZM13 61V62H12ZM18 61V62H17ZM29 61V62H28ZM188 61H189V63H190V65L188 64ZM20 62V63H19ZM26 62H27V64H26ZM180 62H182V63H180ZM185 62V63H184ZM194 62V64H192V63ZM211 62V63H210ZM180 65H179V64ZM6 64H7V68L5 67L6 66ZM13 66H12V65ZM17 64V65H16ZM24 64V65H23ZM26 64V65H25ZM207 64H208V67H207ZM220 66H219V65ZM238 64H240V66L238 67ZM5 65V66H4ZM185 65V66H184ZM189 65V66H188ZM192 65H194V66H192ZM203 65V66H202ZM216 65H218L219 67H217ZM237 65V66H236ZM8 66H10L9 68H8ZM177 66V67H178ZM183 66H184V68H183ZM14 67H15V71L13 70L14 69ZM189 67H195V69L194 68H192V70H194L195 71V73H194V75H193V77L194 78H192V73L194 72H192V71H190L191 70V68H189ZM198 67H200V68H197ZM202 67V68H201ZM204 67V68H203ZM213 67H216V68H218V69H215V68H213ZM224 67H225V65H224ZM235 67V68H234ZM237 67V68H236ZM7 69V70H5V69ZM12 68V69H11ZM20 69L19 71H20V73H19V71H18V69ZM240 68L242 69V70H240ZM8 69H9V71H14V73L13 72H8ZM189 69V70H188ZM201 70V71H199L198 72V70ZM205 69H206V72H205ZM212 69V70H211ZM215 69V70H214ZM231 69L233 70V71H231ZM203 70V71H202ZM249 70V71H248ZM7 71V73H5ZM26 73H25V72ZM177 72L179 71V70H176ZM241 71L243 72L244 71V73H241ZM16 72H18V73H16ZM22 72H24L23 74H22ZM183 72V71H182ZM182 72H179V73H182ZM192 72V73H191ZM200 72H204L203 73V75L200 73ZM207 72H212V77H213V74H214V79H216V78H218L219 80H215L214 81V79H213V81H212V77L210 76V78H206L207 77V74H206V76L204 77V74L205 73H207ZM214 72H217V74L216 73H214ZM241 74H240V73ZM245 72H247L248 73V75H247V73H245ZM250 72V73H249ZM5 73V75H3ZM13 73V74H12ZM187 73H190L191 74V76L190 77H187V76H189L190 74H188V75H185V74H187ZM197 73H199V75L201 74V76H202V78H201V80L202 81H200L199 79V77L198 76H196L195 77V75H198ZM9 74H12V75H10V80H9ZM16 74H18V77H17V75ZM183 74V73H182ZM238 74H240V76L238 75ZM3 75V76H2ZM16 75V76H15ZM6 76H8V77H6ZM12 76H14V77H12ZM26 76V77H25ZM179 76V75H178ZM183 76H186V77H183ZM240 77V79H238L237 77ZM244 76V77H243ZM4 77H6V78H4ZM16 77H17V79H18V82H17V80H15L16 79ZM84 77V76H83ZM82 77V78H83ZM244 79H243V78ZM248 79H247V78ZM80 79V81H82L83 79ZM84 78H86V80H84V81H86L85 83H83V82H80L79 84H80V87L78 88L79 89V91L80 90H82V92L84 93H82L83 94V96L85 97V94L86 93H88V96L86 95V98L85 99H83L84 97L82 96V94H81V91L80 92H78L79 94V96H82V97H77V99L79 98V100L77 101V102H79V103H77V106H78V104H79V106H78V109H79V107H80V110H81V113L80 112H78V110H76L77 108V106L74 108L75 110H74V113H76V111H77V113L76 114H74L75 115V117L73 116V118L76 120H73V118H72V120H71V122H72V125H71V122L69 121L68 123L72 126V128H73V130H74V124H76L75 125V127L77 126V129L79 128V130H77V129H75L74 130V132H73V137H72V145H73V149L76 151H74L75 153V155H78V153L80 154V152H81V150H79L80 148H81V144H79V143H81V141H80V134H81V131L83 130V127L84 126H86V127H84V128H89V126H90V124L89 123H91V121H89V119H88V122H87V120H86V116H85V114H86V112H87V110H90V109H92L91 111L93 112V111H95L97 114L99 113L97 110L101 107V110L100 111H102V110H105V109H103L102 108V106L103 105H101V104H103V103H100V100H101V97H100V95H105L108 91H110V88H107L108 86H106V84L105 83H103L102 81V84L100 83V87L103 85V87H101V88H103L102 90H101V88L99 87V89H97V92H98V90H99V93L97 94V92L95 93V92H93L94 93V96H93V94H92V91L94 90L95 91V89L94 88H92V83L90 82L92 79H90V80H88L89 78L88 77H84ZM175 78H176V80H175ZM205 78L206 79H208V80H205ZM2 79V80H1ZM12 79H14L13 81H12ZM174 81H173V80ZM211 79V80H210ZM247 79V80H246ZM5 80V81H4ZM7 80H8V82L10 81V82H12V84L11 85H9V83H8V85L10 86H8L6 83H7ZM88 80V81H87ZM242 80V81H241ZM244 80H246L245 82H246V84H244L243 82H244ZM2 81V82H1ZM199 81V82H198ZM205 81H210L209 83L211 84H208V82H204ZM216 81H218V84H217V82ZM5 82V83H4ZM13 82H16L15 83V87H14V83ZM88 82V84L90 85H88L89 86V88L88 87H86V90H88V92L86 91H83V89H81L82 87L83 88H85V85H86V83ZM90 82V83H89ZM213 83V85H212V83ZM258 82H259V80H258ZM21 83H22V81H21ZM178 83L179 84H181V86H177L178 85ZM3 84V85H2ZM6 84V85H5ZM56 84H57V82H56ZM82 84H85L84 86L82 85ZM185 84H187V85H185ZM208 84V85H207ZM216 84V85H215ZM106 87H105V86ZM11 86L13 87V89L11 88ZM186 86H187V88H186ZM250 86V87H249ZM94 87V86H93ZM179 87V88H178ZM238 87H240V88H238ZM251 87H252V89H251ZM5 88H6V90L8 89L9 91L12 89V90H14V92H11L10 91V93H9V91H8V95L7 94H4L5 93ZM11 88V89H10ZM16 88H18V90L16 89ZM88 88V89H87ZM90 88H92V89H90ZM2 89V90H1ZM3 89H4V91H3ZM89 89L91 90V93L89 92ZM107 89H109L108 91H106V93H104V91L105 90H107ZM174 89H176V90H178V92H181V93H177V91L176 90H174ZM181 89V90H180ZM251 89V90H250ZM85 90V89H84ZM104 93V94H102L101 93V91ZM144 90V91H145ZM154 90V91H153ZM173 90V91H172ZM202 90V91H201ZM206 90V91H205ZM4 92V93H1V92ZM18 91V92H17ZM172 91V92H171ZM176 93H175V92ZM185 91V92H184ZM253 91V92H252ZM260 92V94H259V92ZM174 92V94H172ZM68 93H70V92H67V94ZM185 95H184V94ZM188 93V94H187ZM193 94V96H194V98H193V96H188L189 94ZM196 93H198V94H196ZM253 93V94H252ZM11 94V95H12ZM90 94H92L91 96H90V98H92V97H95L94 99H90V98H87V97H89V95ZM95 94H96V96H95ZM109 94V92L106 94V95H108ZM171 94L175 97V96H177V97H179L180 99L182 98V100H184V98L185 97H187L185 100H189L190 99V101L193 103V104H191L190 103V105L189 106H186V107H181V109L183 110L184 108H185V110H187L186 108L187 107H189L190 109V111H192V112H190L191 113V115H192V113L195 111V109H196V112H194V113H196V114H194L193 116L195 117V115H196V117L198 118H196V120H194L193 121V119H195V118H192L191 120H190V122L192 123V121H193V123L192 124H194V125H197V126H195L197 129H195L194 128V126L191 124V123H189L186 119H188V113H187V111L185 112L184 110V112L186 113H182V110L180 111V110H178L176 107H175V105L173 104V102H171V100L172 99H174L175 100V98L174 97H172L171 96ZM180 94V96H178ZM196 94V95H195ZM204 94H205V96H204ZM235 94V95H234ZM5 95H6V98H7V104L5 105L7 108H5V106L4 105H2V103H4L5 102ZM11 95L9 96V97H11ZM18 95V94H17ZM16 95V96H17ZM98 95H99V98H97V99H100V100H96V97H98ZM169 95V96H168ZM201 97H200V96ZM238 95H240V97L238 96ZM252 95V96H251ZM253 95H254V97L255 98H257V99H255L254 100V97H253ZM262 95V96H261ZM13 96V95H12ZM15 96V93H14V96L13 97H16ZM19 96H17L16 98H15V100L19 97ZM69 96H73V95H69ZM199 98H198V97ZM204 98H203V97ZM12 97V98H13ZM166 97V98H167ZM172 97V98H171ZM176 97V99L178 100V98ZM234 97V98H233ZM239 97V98H238ZM242 97V99H240ZM80 98H81V100H80ZM195 98H197V99H195ZM72 99V98H71ZM86 100V102H88V105L86 104V107L87 106H89V109H87L86 110V107L85 106H83V105H81L82 103V101L83 100ZM87 99H89V101L87 100ZM171 99V100H170ZM191 99H193V100H191ZM240 101H239V100ZM253 99V100H252ZM259 99V100H258ZM13 100H14V98H13ZM90 100H94V103L96 102V101H99V104H96V106L94 105V103H93V105H92V107L90 108V104L89 103H92V102H90ZM164 100V101H163ZM196 102H195V101ZM200 100V101H199ZM257 100V101H256ZM3 101V102H2ZM189 101V102H190ZM203 101V102H202ZM243 101V102H242ZM5 102V103H6ZM84 102V101H83ZM101 102H103V101H101ZM171 102V103H170ZM194 102H195V104H196V106H194L195 104H194ZM239 102V103H238ZM253 102H255V104H253ZM259 103V104H261V106H259L258 105V107H256L257 106V104L256 103ZM96 103H98V102H96ZM242 103H243V105H242ZM262 103H263V105H262ZM170 104V105H169ZM25 103H21V106L20 107H22V108H24L25 106ZM27 105V104H26ZM97 105H98V107H97ZM174 105V106H173ZM191 105H193V106H191ZM255 105V106H254ZM74 106H75V104H74ZM94 106V107H93ZM170 106V107H169ZM202 106H203V108H202ZM243 106V107H242ZM85 107V109H83L84 110V112H85V114L82 112V108H84ZM97 107V110L95 109ZM194 108V110H192L193 108ZM242 107V108H241ZM21 108V109H22ZM26 108V107H25ZM165 108V109H164ZM168 108H169V110L171 111V113H168ZM172 108V109H171ZM177 109V110H175V109ZM201 108L204 110V113H205V115H207V116H203L204 115V113H202L203 112V110H202V112H201ZM257 108V109H256ZM4 109H2V111H0V118L1 117H3L4 116ZM206 109V110H205ZM226 109H227V112H225L226 111ZM228 109H230L231 111H229ZM253 109V110H252ZM166 110H167V113L168 114H166ZM197 110H199V111H197ZM245 110V111H244ZM90 111V113L88 112L86 115L88 116V118H89V115H91L92 114V112ZM169 111V112H170ZM180 111V112H179ZM228 111H229V113H228ZM237 111V112H236ZM241 111V112H240ZM260 111V112H259ZM1 112H3V113H1ZM104 112H106V111H104ZM103 111L101 112V113H99L97 116H98V119H99V117H101V116H105V121H106V123H107V114H105ZM180 114V118L178 117H176L175 116V114L176 115H178V113ZM216 112V113H215ZM105 114V115H103V114ZM202 113V114H201ZM227 113V114H226ZM238 113V114H237ZM242 113V114H241ZM249 113V114H248ZM3 114V115H2ZM80 114V115H79ZM84 114V115H83ZM124 114H126V115H128V112H124ZM184 115V118H183V115ZM219 114V115H218ZM230 114V115H229ZM233 114V115H232ZM245 114V115H244ZM82 115L84 116L83 118L86 120V122H83L84 120H83V118H82ZM235 115V116H234ZM26 116V115H25ZM24 116V117H25ZM92 116V115H91ZM90 116V117H91ZM129 116V115H128ZM128 116H125L124 115V119L125 118H128ZM192 116V117H193ZM215 116V117H214ZM219 118H218V117ZM222 116V117H221ZM233 116V117H232ZM21 117V116H20ZM22 118L24 121H28L27 122V124L29 125H31L32 123H30V120H34L35 119V115L34 116H31L29 119L28 118ZM77 117V118H76ZM86 117V118H85ZM107 117V118H106ZM173 117L175 118L174 120H173ZM187 117V118H186ZM223 117H225V118H223ZM200 118V119H199ZM206 118V119H205ZM209 118V119H208ZM215 118V119H214ZM218 118V119H217ZM221 118V119H220ZM233 118H235V119H233ZM22 119L20 118L19 119V123H18V126H19V130L20 129H22V128H24V127H26V128H24L25 130H26V132H30L31 131V126L29 125V127L27 126V124L23 121V123H25L24 125H23V127H21V123H22ZM78 119V120H77ZM168 119V118H167ZM180 119V120H179ZM216 119L218 120V122L216 121ZM233 119V120H232ZM32 120V121H33ZM102 120H104V117L102 118ZM101 120V121H102ZM129 120L130 119H128V122H127V119L124 121V122H122L123 123V126H127L128 124H129ZM177 120V121H176ZM178 120L179 121H181L182 120V122H180V123H183V124H180V123H178ZM183 120H185V121H183ZM204 120V121H203ZM216 122H215V121ZM219 120H220V122H221V124H220V122H219ZM228 120V121H227ZM241 120V121H240ZM20 121H21V123H20ZM31 121V122H32ZM75 121V122H74ZM198 121H200V122H198ZM239 121H240V123H239ZM34 122V121H33ZM77 122L79 123L78 125H77ZM83 122V123H82ZM125 122H127L126 124H125ZM175 122H176V124H177V126L180 124L181 126H180V128H178L177 126H176V124H175ZM186 122V123H185ZM200 123V124H198V123ZM204 122H205V124H204ZM238 122V123H237ZM245 122H246V124H245ZM81 123L84 125L83 127H82V125H81ZM102 123H104V121L102 122ZM201 123H202V125H201ZM217 123H219V124H217ZM88 124V125H87ZM105 124V123H104ZM125 124V125H124ZM188 124V125H187ZM224 124V125H223ZM233 124V125H232ZM239 124V125H238ZM26 125V126H25ZM102 125V124H101ZM101 125H99L98 127H96L97 128V130L98 131H96V132H92V134H93V136L91 135V138H90V134H88V136H89V138H90V141H92V148H93V152L94 153H98V155H96V154H91L92 156L90 157V159L93 161V159H95V158H97V159H99L100 160V158H102V156H105L104 154H102V151H103V149L106 147H108L110 144L112 145L113 144V147L118 143V142H120L121 140H122V136H121V132H119V129L118 128H120V131H121V128L122 127H118V125L116 124V125H112L111 124V126H112V128L114 129V130H112V128H108L107 127V131L110 133V134H108L107 133V131L103 128V126L101 127ZM182 125H184V126H182ZM191 125H192V127H191ZM198 125L199 126H201V127H198ZM245 125H247V126H245ZM114 126V127H113ZM119 126H121V124L119 125ZM129 126V125H128ZM127 126V127H128ZM202 126H204V127H202ZM21 127V128H20ZM110 127V126H109ZM115 127H117V132H116V128ZM124 127V128H125ZM126 127V128H127ZM183 127V128H182ZM217 127H220V128H216ZM243 127V128H242ZM257 127V128H256ZM30 128V130H28ZM82 130H81V129ZM178 128V129H177ZM199 128H201V129H203V130H201V131H199L198 129ZM223 128V129H222ZM93 129V128H92ZM91 129V131H95V129H93L92 130ZM101 131H100V130ZM103 129H104V131H103ZM109 129V130H108ZM180 129V130H179ZM186 129V130H187ZM214 129H216V130H214ZM240 129V130H239ZM246 129V130H245ZM18 130V134H17V138H18V140L16 141L15 140V144H14V146L15 147H17V149H20V150H24L25 152H26V148H27V146H25L27 143H28V139H29V135H30V133H24L25 131L24 130H21V131H19ZM112 131V133H111V131ZM245 130V131H244ZM248 130V131H247ZM101 133H100V132ZM103 131V132H102ZM213 131H216V132H213ZM235 131H236V133H235ZM247 131V132H246ZM98 132V134L100 135H98L97 136V133ZM199 132H203V134L202 133H200V134H202V135H200V134H198ZM217 132H219L218 134H217ZM222 132V133H221ZM223 132H224V134H223ZM20 133H22L23 135L21 136V134ZM91 133V132H90ZM95 133V134H94ZM214 133H216V138L213 140L212 139V137L214 136ZM240 133V134H239ZM250 133V134H249ZM29 134V135H28ZM76 134V137H74V135ZM101 134H103V136L101 135ZM233 134H234V136H233ZM247 134H249V135H247ZM28 135V138H26V136ZM111 135V136H110ZM113 135H115L116 136V142L114 143L113 141H111V139H109L110 137H112ZM217 135H219V140L217 139ZM237 135V136H236ZM242 135V136H241ZM105 136V137H104ZM109 138H108V137ZM115 136H113V137H115ZM214 136V137H215ZM221 136H223L222 138H224V139H222L221 138ZM22 137H23V139H22ZM100 137V139H98V138ZM101 137H104V138H102L101 139ZM203 137V138H202ZM207 137V138H206ZM245 139H244V138ZM16 138V139H17ZM77 138H79V141L78 140H76ZM106 138V139H105ZM209 138V139H208ZM212 139V141H210L211 139ZM226 138V139H225ZM252 138V140H250ZM263 138V139H262ZM25 139H26V144H22V141H23V143L25 142ZM109 139V140H108ZM114 138H112V140H113ZM217 139V141H215ZM235 139V140H234ZM237 139V140H236ZM102 140H105L106 142L105 143H103V141ZM221 140H223V142L221 141ZM225 140H227L225 143H224V141ZM250 140V141H249ZM18 141H21V143H19ZM109 141V142H108ZM216 142V145H218V147L219 148H217V149H215V142ZM229 141V142H228ZM258 141H260V144H258L259 142ZM74 142H76V143H74ZM178 142V141H177ZM210 142H212L213 144H214V146H212L211 145V143ZM220 142H222V144H220ZM229 144H228V143ZM235 142V143H234ZM246 142V143H245ZM248 142V143H247ZM17 143V144H16ZM90 143V142H89ZM107 143V144H106ZM220 145H223V143H224V145L225 146H220ZM250 143V144H249ZM253 143V144H252ZM77 144H79V145H77ZM108 145V146H106V145ZM119 144V143H118ZM117 144V145H118ZM21 145H23V146H21ZM28 145V144H27ZM227 145V146H226ZM245 145V146H244ZM48 146V145H47ZM78 147L77 149L76 148H74V147ZM103 146H105V147H103ZM119 146H122L121 144L119 145ZM213 147V149H212V147ZM235 146V147H234ZM240 147L239 149L237 148V147ZM241 146H243V147H241ZM254 146V147H253ZM257 146V147H256ZM221 147V148H220ZM246 147H248L249 149H248V151H249V153H246L245 151H247V148ZM253 147V148H252ZM261 147H263V148H261ZM47 148V147H46ZM48 148H50V146H48ZM46 149L47 151H49V150H51V149ZM105 148V149H106ZM110 148H112V146L110 147H108L107 149H110ZM120 148V147H119ZM147 148V147H146ZM146 148H145V150L142 152V153H140L139 154V161H138V165H137V167H136V169L137 168H139L137 171H135L136 173H137V175H136V173H135V179L138 177H140L142 174H144V175H142V176H144L145 177V179L147 180V178L146 177H148V176H151L152 175V172L153 171H158V173L160 174L159 176H158V178H161L160 180H162L163 182L162 183H164V186L165 187H167L168 186V184H169V186L168 187H172V186H174L175 185V183H177L178 181H180V182H184L185 181V177H186V174H185V171H187L188 172V170L192 167V165H193V163L195 162V160L194 159H192V158H190V160H189V162H188V159L186 160L187 161V164H186V166L187 167H185L184 169H181V168H177V166L175 167V168H177V169H175L177 172H175V170L173 171L174 173L173 174H166V173H164L163 172V170L161 169V153L159 152V151H157L156 149H154V151H151V152H149V151H147L146 150ZM224 150H223V149ZM233 148H234V150H233ZM245 148H246V150H245ZM218 149H220V150H218ZM232 151H231V150ZM237 149V150H236ZM259 149V150H258ZM45 150V149H44ZM44 151V153L46 154V152L47 151ZM77 150H78V152H77ZM214 150V151H213ZM218 150V151H217ZM223 150V151H222ZM226 150H227V153H228V150H229V154H227L228 156H224L225 154H224V152H226ZM23 151V152H24ZM51 151H53V150H51ZM206 151V152H205ZM242 151V152H241ZM247 151V152H248ZM250 151H252L253 153V157L251 156L252 154H251V152ZM261 151V152H260ZM21 152V151H20ZM19 152V153H20ZM54 152V151H53ZM53 152H51V153H53ZM147 152V153H146ZM154 152V153H153ZM209 152V153H208ZM219 152H221V153H219ZM260 152V153H259ZM44 153H42V156H44V157H42L45 161H47L46 159H48V157H50L49 159L51 160V161H56L54 158H51V153L49 152V156L47 155L48 154V152H47V157L44 155ZM146 153V154H145ZM150 153H151V155H150ZM160 153V154H159ZM233 153L231 154V156L233 155ZM245 153L247 154V155H245ZM258 153L260 154V155H258ZM212 154V155H211ZM222 154V155H221ZM144 155V157H142ZM147 155H148V157H147ZM153 155V156H152ZM221 155V156H220ZM234 155H235V153H234ZM21 156V155H20ZM98 156V157H97ZM217 156V157H216ZM243 156V157H244ZM78 157V159L80 158L81 159V157H79V155L77 156ZM153 157V158H152ZM236 158V155L235 156H233V158ZM21 158V157H20ZM86 158V157H85ZM222 158V159H221ZM80 159L78 160L79 162V164L80 165H77V168L79 167V168H81L82 170H80L79 168L77 169V177H81V178H78V180H77V177L76 178H74V180H76V181H78V183H79V179H81L82 180V185L85 187L86 186V184H87V182H85V180H86V178H85V175H86V172H88V171H90V170H88L89 168L87 167V164H88V166L90 165L91 166V164L93 163V164H95L96 163V161L95 160H97V159H95L92 163L91 162H87V161H85V163H87V164H85L86 166L85 167H87V171H86V168L84 169V164H81V161H80ZM152 159V161H153V159H154V161L152 162H149L150 160ZM192 159V160H191ZM244 159H245V157H244ZM86 160H88V158L86 159ZM143 160V161H142ZM222 160V161H221ZM44 161V162H45ZM89 161V160H88ZM141 161H142V164L144 163V164H146V165H143V167L144 166H146V167H144V168H142V164H141ZM225 161H226V163H225ZM150 163V165H149V163ZM262 162L264 163V160H262ZM83 163V162H82ZM98 163V162H97ZM97 163H96V165H97ZM128 163V162H127ZM139 163L141 164V165H139ZM148 163V164H147ZM154 163V164H153ZM100 164V162L98 163V165ZM130 166H131V160H130ZM129 164H127V167L129 166ZM97 165V166H98ZM148 165V166H147ZM151 165H153L152 167H151ZM158 165V166H157ZM83 168H82V167ZM89 166V167H90ZM95 166V165H94ZM155 166V167H154ZM210 166V167H209ZM140 167L142 168V169H144V170H142V169H140ZM148 167V168H147ZM227 167H228V165H227ZM96 167H94V169H95ZM128 168H131V167H128ZM150 168V169H149ZM256 168V167H255ZM41 169V168H40ZM44 169V167H42V169H41V171ZM91 169V168H90ZM148 170V172H147V170ZM180 169V170H179ZM186 169V170H185ZM79 170V171H78ZM86 172H85V171ZM130 170V169H129ZM128 169H127V175H128V173H130V171H129ZM40 171V170H39ZM129 171V172H128ZM144 171V172H143ZM162 173H161V172ZM44 172V171H43ZM81 172V173H80ZM82 172H83V174H82ZM94 171H92L91 170V173H93ZM107 172H109L108 170H107ZM107 172L105 173V174H107ZM179 172V173H178ZM253 172V171H252ZM80 173V174H79ZM85 173V174H84ZM138 173H140L139 175H138ZM176 173V174H175ZM233 173V174H232ZM39 174H42L41 175V178L38 176V179L40 178V180L41 179H43L44 180V173H42V172H39ZM185 174V175H184ZM79 175V176H78ZM80 175H82V176H80ZM84 175V176H83ZM230 175V176H229ZM140 177V178H142V179H140L139 180V182H141L142 183V181H143V184H142V186L141 185H137V186H141L140 188H142V189H146L147 188V186H146V181H145V179H143L144 177ZM171 176V177H170ZM185 176V177H184ZM83 177L85 178L84 180H83ZM170 177V178H169ZM231 177V178H230ZM138 178H137V180H138ZM165 178V179H164ZM167 179V180H166ZM187 179V178H186ZM40 180H38V181H40ZM80 180V181H81ZM142 180V181H141ZM42 181V180H41ZM40 181V182H41ZM67 181H69V180H67ZM75 181V182H76ZM40 182H38V183H40ZM71 180H70V185H71ZM74 182V184H77V182L75 183ZM167 184H166V183ZM38 183H36L35 184V186L38 184ZM63 184H64V186H66V184H68L69 185V183L68 182H62ZM66 183V184H65ZM84 183H86V184H84ZM137 183H138V181H137ZM74 184L72 183V185L70 186H67V187H71L72 189H76L75 187H74ZM81 184V182L79 183V186L78 185H76V187H77V190L78 191H76V192H74V190H73V192L76 194L77 192H80L79 191V189L81 190V192L80 193H77L76 195H80V197L82 196V193H83V190H84V187L82 188V185H80ZM88 185V184H87ZM144 185V186H143ZM167 185V186H166ZM17 185H15L14 184V186H12V190L11 191H13V190H15L16 191V189H17V187H16ZM34 186V190H37L36 192L35 191H32V196L36 199V202L35 203H38L39 202V198H37V197H40V196H36V193L37 192H39L38 191V189H36L37 187H35ZM81 186V187H80ZM65 188V189H63V190H67L68 188ZM78 187H79V189H78ZM86 187H90L89 185L88 186H86ZM167 187V188H168ZM194 187L195 186H193V189H194ZM15 188V189H14ZM139 188V189H140ZM197 188V191L195 190H193L192 189V187L191 188H189L188 189V192H187V194H188V202L187 203H189V204H187L186 203V207H188V206H190L191 204V206L190 207H188V209L190 210V211H193L194 209H195V207L196 206H199V213H201L200 214V217H201V215H202V219L201 218H199V216H198V220H199V222H198V224H199V226L200 227H202L201 229H202V231H200L199 233H202L201 235H202V237L204 238V239H206L205 240V244L207 245V247H205L206 249H205V253H208V252H214L215 250L216 251H220V253H221V258H222V261H223V263L224 264H238V263H236V261H235V256H236V253H235V251L233 250V247L231 246V245H229V244H226V240H228L232 235H234V234H238V235H243V234H248V233H252V234H254L257 238H263V241H264V201L262 200V199H260V200H258V199H256L252 194H249V193H247V192H245V191H243V195L242 194H240L239 196H234L233 198H232V196H229L230 197V199H229V197L228 196H226V197H223V199H222V202H218V203H214V201L212 200L211 201V199L212 198H210V196H211V194H210V192L209 191H207V190H203V195H202V197L199 195V189H198V187L196 186L195 187V189ZM204 188L205 189H207L208 187H206V186H204ZM203 188V189H204ZM90 189V188H89ZM15 191H13V192H15ZM193 191V192H192ZM195 192V193H194ZM196 192H197V195H196ZM39 193H41V192H39ZM12 194H14V193H12ZM16 194V193H15ZM194 194V195H193ZM249 194V196L251 197H249V196H246V195H248ZM17 195H19L18 193H17ZM37 195H39V194H37ZM41 196H42V193L40 194ZM195 196V197H194ZM78 197V199L80 198L79 196H76V198ZM200 197V198H199ZM244 197V198H243ZM82 198V197H81ZM143 198V197H142ZM140 199V200H142L141 201V203L140 202H138L137 203V206H138V209L136 210V211H134L135 213L136 212H139L140 211V213L138 214V217H139V215H142V216H140L139 218H133L134 216H136V214L135 213H133V217H132V219H134L133 221H137L136 223H141V224H139V225H142V227L140 226L139 228L138 227H136V223L135 222H132L130 219V221H131V223H135L134 225L133 224H131L129 221L128 222H124V229L126 228V232H127V234H126V232H125V234L127 235V236H129L130 237V234H131V237L129 238V237H125L126 235L125 234H123V236H121L120 237V239H119V241H117L118 242V244H119V248L118 249H116V252H115V249H112V253L111 252H107L108 254L107 255H105L106 256V258H108L110 255V257L107 259V260H105V261H108V264H111V262L110 261H112L113 262V264L114 263H116V264H128V254H129V252H131L132 253V255L130 254V256H131V260H130V263L131 264H144L146 261H150V262H148L149 264H156L158 261H159V254H158V251H157V247H156V242L155 241H152V239H148V237L150 238V236H151V234H149V233H147V232H149L148 231V228L150 227L149 225H146V221L144 220L145 218H146V216L148 217V219H150V220H148L149 222L150 221H152L153 219V217H154V221H155V224H156V226H157V230H159V229H162L161 228V224H162V227H164V228H167V230L170 232V233H168L170 236H172V235H174V232H173V226L174 225H176V224H182V226H185L186 224L185 223H182V222H179L178 220H177V222L175 221L174 222V219L176 220V218L174 217V218H172L171 216H170V218H164V220H160V219H163L161 216H160V213H159V210H157V209H159V207L158 206H156V204L150 199V200H145L144 201V199ZM150 198V197H149ZM148 198V199H149ZM225 198V199H224ZM228 198V199H227ZM232 198V199H231ZM235 198V199H234ZM10 199H12V198H10ZM37 199H38V202H37ZM198 199V200H197ZM231 200V201H230ZM235 200V201H234ZM12 201V200H11ZM10 201V202H11ZM22 201V200H21ZM78 201H80V203H82L81 204V206H79V205H77L79 208H81L82 207V209H83V201L81 202V199H79ZM144 201V202H143ZM191 201V202H190ZM196 201V202H195ZM199 201V202H198ZM210 201H211V203H210ZM227 201V202H226ZM243 201V202H242ZM96 202H97V204H100L101 203V200L100 201H93V203L91 202L90 203V205L92 204L93 206H94V204L95 205H97L96 204ZM99 202V203H98ZM242 202V203H241ZM253 202V203H252ZM259 202L261 203L260 205H259ZM140 203V204H139ZM144 203H147V204H144ZM149 203V204H148ZM101 204H103V203H101ZM106 204V203H105ZM152 204H154V209H153V207H152V213L151 214H147L146 215V213H150V211H149V209L151 208V206H153ZM196 204V205H195ZM209 204H211V205H209ZM218 204L220 205V206H218ZM147 205H149V206H147ZM216 205V206H215ZM223 205V206H222ZM105 207L107 206V204L106 205H104ZM226 206V207H225ZM99 207H101V205H99ZM144 207V208H143ZM145 207H147V211L148 212H146V209H145ZM209 207V208H208ZM217 207V208H216ZM223 207V208H222ZM79 208L78 209H76V207H75V213H76V215H75V217H78V215H80V217L78 218V220H77V218H76V220L75 221H73L72 222V220L70 221V222H72L73 224L74 223H80V222H78L79 221V219H82L83 220V224H84V226H85V222H84V219H83V216L85 217V214L83 213L84 211L82 210V212H80L81 210H79ZM134 208V207H133ZM194 208V209H193ZM216 208V209H215ZM143 209V210H142ZM219 209V210H218ZM221 209V210H220ZM261 209V210H260ZM79 210V211H78ZM151 210V209H150ZM212 210V211H211ZM223 210V211H222ZM263 210V211H262ZM155 211V212H154ZM215 211V212H214ZM78 212V213H77ZM144 212V213H143ZM71 213H74L73 211L71 212ZM70 213V214H71ZM82 213V214H81ZM159 213V214H158ZM212 214V215H211ZM73 215V214H72ZM72 215H70V218L72 217ZM156 216V217H155ZM214 218H213V217ZM216 216V217H215ZM73 217H74V215H73ZM142 217V218H141ZM157 217H160V218H157ZM69 218V219H70ZM217 218V219H216ZM69 219L68 220H66L65 221V223L67 222V224L68 225H66V224H64V225H66V226H63V229L65 230H67L68 232H66V230H65V233L68 235V234H70L71 235V233H72V237H70L69 235V237L72 239L74 236H76V235H78V234H80V232L78 231V230H80L82 233L80 234L81 235V237L79 238H77V240H74V241H76V244H77V241H80V240H82L83 242L86 240V238L84 237L85 235H86V233L85 232H83V231H85L84 229H82V228H84V226H82L83 224H82V220H80L81 221V223H80V225L79 224H76L77 226H75V224L73 225V224H71L70 222L68 223V221H69ZM156 219H158V221L159 222H157L156 221ZM169 221V222H167V220ZM173 221H172V220ZM205 219V220H204ZM202 221V222H201ZM205 221V222H204ZM166 222V224L168 223L169 224V226H168V224L165 226V225H163L164 223ZM174 222V224H172ZM126 223V224H125ZM159 223V224H158ZM205 223V224H204ZM69 225H71V226H69ZM73 225V226H72ZM125 225H126V227H125ZM133 225V226H132ZM138 224H137V226H139ZM204 225V226H203ZM75 226V227H74ZM81 227V228H80ZM131 227H133L132 228V230H131ZM129 228V229H128ZM136 228H138V230L136 229ZM146 228V229H145ZM259 228V229H258ZM83 231H82V230ZM123 229V230H124ZM137 230V231H135V232H139L140 234H135V232L133 231V230ZM144 229V230H143ZM150 229V228H149ZM71 230H73L74 232L76 231L77 232V234L76 235H74L73 233L74 232H72ZM130 230V231H129ZM71 233H70V232ZM172 231V232H171ZM262 231V232H261ZM79 232V233H78ZM124 232V231H123ZM122 232V233H123ZM130 232V233H129ZM145 232H146V234H145ZM259 232V233H258ZM128 233H129V235H128ZM132 233L134 234L133 236H134V239H136V242H133V241H135L132 237ZM204 233V234H203ZM83 234H84V236H83ZM148 234V235H147ZM207 234V235H206ZM67 235H65V236H67ZM74 235V236H73ZM80 235H78V236H80ZM135 235H136V238H135ZM220 235V236H219ZM65 237L64 239H65V241H66V238H67V243L64 241V239H62L61 237V239L63 240V242H65L66 243V247L64 248V245H65V243L64 244H62L63 242L61 241V239L59 240L58 238H55L54 239V243H55V245H54V247H53V251L55 252V250H57V252L58 251H60L61 249H59V248H62V252H63V250L64 249H68L69 247V245H71V248L73 249V245L75 244V242H74V244H73V239H76V237H74L71 241L69 240L70 238L69 237ZM259 236V237H258ZM263 236V237H262ZM82 237H84V238H82ZM123 237V240H124V238H126V240L129 238L130 239V241H129V239L126 241V243H125V241H124V243L125 244H123L122 242H123V240L121 239ZM142 237V238H141ZM227 238V239H226ZM51 239V238H50ZM83 239H85V240H83ZM115 239H117V237L116 238H114V241H115ZM133 239V240H132ZM145 239H147V240H145ZM208 239V240H207ZM61 241V242H59V241ZM68 240H69V242H68ZM149 240V241H148ZM122 241V242H121ZM143 241H144V243H143ZM145 241L147 242V243H145ZM70 242H72V243H70ZM88 242V241H87ZM87 242H84V245H85V248L83 247V249L80 247L81 245V241L77 244L78 245V247H80L81 248V250H83L84 252H85V250L86 251H88V250H90L88 247V249L86 248V246L88 245L87 244ZM153 244V245H155V246H153L151 243ZM213 242V243H212ZM51 243V242H50ZM70 243V244H69ZM122 243V244H121ZM139 243V244H138ZM150 243V244H149ZM67 244H69V245H67ZM75 244V245H76ZM110 244V243H109ZM146 244H149V245H147L146 246ZM264 244V243H263ZM74 245V246H75ZM77 245H76V248L77 249H75V247H74V249L73 250H76L77 251V253L76 252H74V254H75V256L74 255H72V260L73 261H71L72 262V264H73V262L74 263H77V264H84L85 262H81L80 263V259H85L84 261H86V263L85 264H90L91 262H88V260L89 261H91V259H88V256H89V258L90 257H92L93 256V258H92V261H95V260H93L95 257H98V256H95V254H93L92 253V251L91 252H86V255L87 254H89V255H87V256H84L85 255V253L83 254V252L80 250H78V247H77ZM82 245H83V243H82ZM83 245V246H84ZM128 245V248L126 247ZM51 245H46V247L47 248H43L44 250H51L52 251V246H51V248H49L48 249V247H50ZM150 246H152L151 248H148V247H150ZM55 247H57V249L55 248ZM68 247V248H67ZM145 247V248H144ZM155 247V249H153ZM69 249V250H71L72 251V249ZM79 248V249H80ZM135 248V249H134ZM262 248V249H261ZM257 252H255L252 256H257V255H259L258 256V260H259V264H263L264 263V245L261 247ZM59 249V250H58ZM146 249V250H145ZM151 249V250H150ZM147 250H150L149 251V253H148V251ZM155 250V251H154ZM55 252V253H57V254H53L56 258H54V256L52 255V253L50 254V256H49V258L51 257V256H53V257H51L52 258V260H53V262L55 263V262H58V261H55V260H58V258H59V263H57V264H60V259H61V264H66V263H68V261H67V259H64V258H67L66 256L67 255H70V253L69 252H71V251H69L68 253L65 251L64 253H62V252ZM128 251V252H127ZM154 251V252H153ZM261 251V252H260ZM73 252H72V254H73ZM78 252H79V254H78ZM117 252H119V253H117ZM60 253H62V254H60ZM92 253V254H91ZM155 253V254H154ZM230 253H231V255H230ZM259 253H261V254H259ZM64 254H66V256L64 255ZM80 254H82V255H80ZM134 254V255H133ZM257 254V255H256ZM57 255V256H56ZM77 255H79V256H77ZM115 255V256H114ZM229 255V256H228ZM73 256H74V258L76 257V258H78L79 259V257H81L79 260H77L76 258H75V260L73 259ZM83 256H84V258H83ZM95 256V257H94ZM104 256V257H105ZM145 256V257H144ZM148 256H149V258H148ZM224 256V257H223ZM263 256V257H262ZM58 257V258H57ZM86 257H87V259H86ZM104 257H101V258H103V260L100 258V260H99V258L97 259L98 260V262H97V260H96V264L97 263H99V264H103V262L105 263V261H104ZM118 257H119V259H118ZM152 257H154V259H153V261H152ZM159 257V258H158ZM259 257H261L260 259H259ZM51 258L50 259H47V261H50L51 260ZM111 258V259H110ZM142 258H143V260H142ZM151 258V259H150ZM55 259V260H54ZM141 259V260H140ZM145 259H147V260H145ZM224 259H225V261H224ZM227 259V260H226ZM262 259H263V263H262ZM119 260V261H118ZM156 260H158L157 262H156ZM46 261V260H45ZM83 261V260H82ZM115 261V262H114ZM143 261V262H142ZM227 261V262H226ZM53 262H48L49 264L51 263V264H53ZM88 262V263H87ZM142 262V263H141ZM47 263V264H48ZM159 263V262H158ZM45 264H46V262H45ZM70 264V263H69ZM91 264H93V263H91ZM107 264V263H106ZM145 264H147V262L145 263Z\"/></svg>",
  "mask_w": 264,
  "mask_h": 264
}]
</instances>
